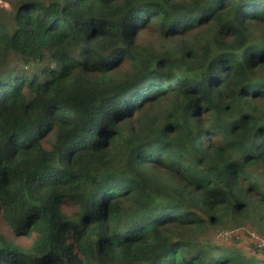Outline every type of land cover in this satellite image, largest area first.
Masks as SVG:
<instances>
[{"label":"trees","instance_id":"trees-1","mask_svg":"<svg viewBox=\"0 0 264 264\" xmlns=\"http://www.w3.org/2000/svg\"><path fill=\"white\" fill-rule=\"evenodd\" d=\"M5 2L0 264H264V0Z\"/></svg>","mask_w":264,"mask_h":264},{"label":"rangeland","instance_id":"rangeland-1","mask_svg":"<svg viewBox=\"0 0 264 264\" xmlns=\"http://www.w3.org/2000/svg\"><path fill=\"white\" fill-rule=\"evenodd\" d=\"M0 5L1 7L3 6L4 8H10L9 4L7 2H5V0H0ZM150 36H145L143 37V41H148L150 40ZM46 65H48L47 62H45L44 64H25L23 61H20L15 55L11 56V66L9 67V69L11 67H16V69H24V70H28V71H37L40 70L42 68H44ZM250 227V228H248ZM252 228V229H251ZM0 231L4 232L5 234L9 235L11 237V239H13L12 235L10 234L11 229L6 226L4 220H2V218L0 217ZM223 232H229L232 233L231 237L227 240H222L221 239V235L223 234ZM229 233H225L226 235ZM252 235L255 237H252ZM210 238H214L215 240L220 241L221 243H228L230 244V241L232 243V241H234V239L236 238L237 241L239 242H244L245 244L248 245V243H251L253 240L258 239L257 241H259L258 246L260 249L264 250V236L258 231L257 228H253L251 225H246L244 227H240V228H234L231 226V223L228 224V226L224 229H220L218 231H215L214 233H211ZM20 243H22L25 246H29L30 245V241L26 240V239H22L19 240ZM263 245V246H261Z\"/></svg>","mask_w":264,"mask_h":264},{"label":"built area","instance_id":"built-area-1","mask_svg":"<svg viewBox=\"0 0 264 264\" xmlns=\"http://www.w3.org/2000/svg\"><path fill=\"white\" fill-rule=\"evenodd\" d=\"M225 233H229V232H223V234L221 235V239L222 240H227V239H229L230 237H231V235H232V233H229V234H225ZM253 236V235H252ZM254 237V236H253ZM255 238V237H254ZM258 240V239H257ZM261 246H263V245H261Z\"/></svg>","mask_w":264,"mask_h":264}]
</instances>
